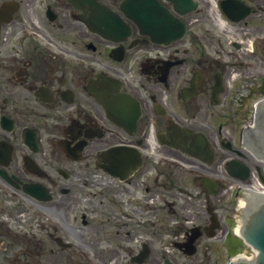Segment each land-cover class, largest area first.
Instances as JSON below:
<instances>
[{
	"label": "flooded vegetation",
	"instance_id": "1",
	"mask_svg": "<svg viewBox=\"0 0 264 264\" xmlns=\"http://www.w3.org/2000/svg\"><path fill=\"white\" fill-rule=\"evenodd\" d=\"M125 2L0 0V264L219 253L229 162L264 165V0Z\"/></svg>",
	"mask_w": 264,
	"mask_h": 264
},
{
	"label": "rangeland",
	"instance_id": "2",
	"mask_svg": "<svg viewBox=\"0 0 264 264\" xmlns=\"http://www.w3.org/2000/svg\"><path fill=\"white\" fill-rule=\"evenodd\" d=\"M237 202H238V198L236 199V197H234L232 205L234 206ZM105 217H106V215H105ZM106 223L114 224L115 222H113V220L111 218L106 217ZM44 238H45V240H48L47 236H44ZM47 246L50 247L49 244ZM60 257L68 258L70 256L66 252H62V254H60ZM226 258H227L226 256H223V258H222V257H219L218 255H214V254L210 258L201 255V259L203 261H205L207 264H214L216 262H219V264H226L227 263ZM191 259H193V260L189 261L185 257L179 256V257L173 258L172 260L176 264H198L199 263V262H197V259H195V258H191ZM160 261L161 260H159V263H160Z\"/></svg>",
	"mask_w": 264,
	"mask_h": 264
},
{
	"label": "water",
	"instance_id": "3",
	"mask_svg": "<svg viewBox=\"0 0 264 264\" xmlns=\"http://www.w3.org/2000/svg\"><path fill=\"white\" fill-rule=\"evenodd\" d=\"M251 238H252V241L256 242L262 248L264 252V229L251 235ZM238 251L239 250H234L233 252H230V255H233V253H236Z\"/></svg>",
	"mask_w": 264,
	"mask_h": 264
},
{
	"label": "bare ground",
	"instance_id": "4",
	"mask_svg": "<svg viewBox=\"0 0 264 264\" xmlns=\"http://www.w3.org/2000/svg\"><path fill=\"white\" fill-rule=\"evenodd\" d=\"M264 175V174H263ZM242 203H243V201H242Z\"/></svg>",
	"mask_w": 264,
	"mask_h": 264
}]
</instances>
